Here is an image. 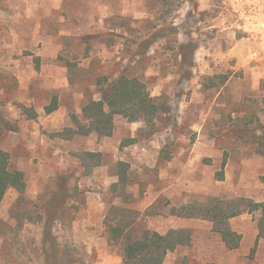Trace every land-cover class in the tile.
I'll return each instance as SVG.
<instances>
[{
    "label": "rangeland",
    "instance_id": "1",
    "mask_svg": "<svg viewBox=\"0 0 264 264\" xmlns=\"http://www.w3.org/2000/svg\"><path fill=\"white\" fill-rule=\"evenodd\" d=\"M262 6L264 0H0V151L26 183L24 194L10 189L0 205V264H122L104 225L113 206L134 220L132 238L144 230L191 231L192 244L166 264H264V246L251 254L259 213L229 221L246 236L245 250L233 253L209 221L170 215L211 198L264 201L263 81L253 88L221 52L252 34L247 27L264 19ZM124 70L166 103L158 130L148 136L142 122L116 117L109 138L58 137L73 128L72 116L81 120L86 102L101 98L97 77ZM54 97L58 108L48 115ZM128 139L137 142L122 147ZM83 152L101 154L90 174L77 158ZM119 162L128 164L125 194L114 189ZM54 197L63 206L50 217ZM46 220H53L49 240Z\"/></svg>",
    "mask_w": 264,
    "mask_h": 264
},
{
    "label": "trees",
    "instance_id": "2",
    "mask_svg": "<svg viewBox=\"0 0 264 264\" xmlns=\"http://www.w3.org/2000/svg\"><path fill=\"white\" fill-rule=\"evenodd\" d=\"M187 45L181 44L180 49L185 50ZM193 46L191 54L195 51ZM185 60V54L181 53ZM70 69L72 65L66 64ZM223 83V82H222ZM264 85V82L262 83ZM97 92L101 98L86 102L81 109V120L72 116L73 128H67L62 133L57 134L63 140H71L76 136L89 137L96 135L98 138H109L114 131V119L122 117L129 122H142L147 129V135L152 136L157 130L156 121L167 109L166 103L159 98L152 97L147 85L138 77H129L125 70L117 77L110 79L107 76H98L95 82ZM27 113L30 120L37 118L36 112L30 108L21 106ZM264 107V100H263ZM58 108L57 98L54 97L51 103L44 108L46 114L55 112ZM247 125V124H246ZM135 139H128L122 142V147L135 144ZM260 153L264 154V152ZM85 174H90L95 168L101 166V154L95 152H83L77 155ZM8 154L0 151V205L8 190L13 189L19 194H24L26 189L24 173L12 170L9 167ZM225 163H223V166ZM118 182L114 189L125 194L128 184V164L119 162ZM222 180V172L218 174ZM264 193V175L261 177ZM54 197L46 211L50 217H54L62 202H57ZM121 208L111 207L104 220V225L108 235V244L118 247L121 251L122 264H166L165 260L169 254L174 253L181 247H188L192 244V235L189 229H171L166 234L155 231L144 230L139 236L132 238L129 230L134 225L127 222L124 215L119 214ZM244 213H259L257 220V238L252 248L251 254L255 253L257 243L264 240V201L256 203L247 198H233L223 200L211 198L204 202H193L178 209L172 208L170 215L184 218L209 221L212 224V232L217 234L228 251H235L240 247L241 234L234 231L229 221ZM53 220L45 222V236L51 238L49 225ZM177 264H191L183 258Z\"/></svg>",
    "mask_w": 264,
    "mask_h": 264
},
{
    "label": "crops",
    "instance_id": "3",
    "mask_svg": "<svg viewBox=\"0 0 264 264\" xmlns=\"http://www.w3.org/2000/svg\"><path fill=\"white\" fill-rule=\"evenodd\" d=\"M263 7L264 6H262V8ZM247 29L252 31L250 32L252 34L242 36L234 42L230 49L226 50V52H221L224 57H228L229 60L232 59L234 69H238L239 71L242 70L244 76H249L248 79H251L254 88L255 85L260 84L261 81L264 82V19H256ZM261 202H263V200L256 203ZM257 233V230H255L252 237H250V243L253 245L255 244ZM245 238L246 236L242 237L240 243L239 248H242V250L246 248L244 243ZM262 246H264V240L260 239L257 243V247L261 248ZM221 247L224 248V244ZM239 248L235 251H239ZM235 251H228V253H233Z\"/></svg>",
    "mask_w": 264,
    "mask_h": 264
}]
</instances>
